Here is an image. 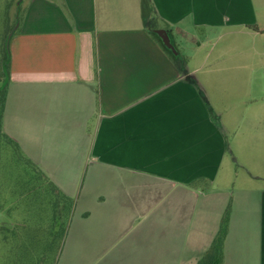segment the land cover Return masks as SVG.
<instances>
[{
	"label": "crops",
	"instance_id": "0c3cea01",
	"mask_svg": "<svg viewBox=\"0 0 264 264\" xmlns=\"http://www.w3.org/2000/svg\"><path fill=\"white\" fill-rule=\"evenodd\" d=\"M260 38L264 0L26 6L4 132L75 201L71 221L95 205L98 264H198L229 208L223 264H264V119L241 117L245 87H228L236 72L189 65L209 46ZM230 95L238 117L226 116ZM231 154L240 184L222 172Z\"/></svg>",
	"mask_w": 264,
	"mask_h": 264
},
{
	"label": "rangeland",
	"instance_id": "374dc122",
	"mask_svg": "<svg viewBox=\"0 0 264 264\" xmlns=\"http://www.w3.org/2000/svg\"><path fill=\"white\" fill-rule=\"evenodd\" d=\"M30 1L0 0V70L9 37L17 32L19 22ZM225 48L227 47L223 43L207 47L200 52L197 60L194 59L189 64L190 68L236 72L235 80L233 81L234 76H231L228 87H245L244 93L239 95V100L246 101L245 104L241 103V117L264 119V38L256 41L245 39L241 45L231 46L229 51H225ZM179 52L183 53L181 50ZM209 52L213 57L204 63V57ZM178 62L183 63V66L186 64L185 58L184 60L179 58ZM4 79L5 76L0 71V86ZM215 80L218 81L217 78ZM230 99V103L226 105V116L238 117L236 107L240 105L233 96ZM7 143L9 142L0 136V207L3 209L0 211V222L3 227L7 226L4 231L9 237L4 241L3 236H0V252L3 255L0 264H15L17 259L23 264L22 251L23 247L30 245L29 236L36 234L37 237H41L44 233L51 232H55L59 237L49 253L50 260L47 264H56L68 231L58 264H98V216L86 213L95 210V205L89 199L86 200L77 209L72 221L70 219L55 231L53 228L55 214L62 209L63 217L69 216L68 210L63 206L65 202H59L58 210L54 214L53 207L56 205L57 195L53 196L52 193L55 191L45 180L38 177L34 169L20 156L16 147ZM228 157L229 164L225 163L222 172L226 174L228 171L231 181L240 184L246 172L241 167V161L233 154ZM34 178L33 184L26 185L28 180ZM30 250H33L37 257L42 252L41 248L33 247Z\"/></svg>",
	"mask_w": 264,
	"mask_h": 264
},
{
	"label": "trees",
	"instance_id": "16d2710c",
	"mask_svg": "<svg viewBox=\"0 0 264 264\" xmlns=\"http://www.w3.org/2000/svg\"><path fill=\"white\" fill-rule=\"evenodd\" d=\"M21 21H22V18L19 22V27H20ZM19 27H18V29H19ZM15 34H16V32H14L11 35V37H9V41L6 44V50L4 52L3 60L1 63V70L0 71L3 72L5 79L0 86V136L5 138L9 142L7 144L14 145L16 147L18 153L20 154V156L26 161V163L29 166H31L34 169V171L37 173L38 177H41L43 180H45L50 185V187L53 188V191H55V193H52V194H53V196L57 195L56 200L58 202V203L56 202L55 203L56 205L53 207L54 208V214L58 210L57 205L59 204V202H63V201L65 202L63 206H65V208L68 210L69 216L63 217L62 212H64V211H62V209L58 212V214H55L53 228L56 231L57 228H60L62 226V224L64 225V224L68 223V221L71 219L73 209L75 207V201L73 199L67 197L66 195H64L56 187V185L52 181H50L48 179V177L34 163H32L30 161V159H28L27 157H25L22 154L21 149L18 146V144L15 143L12 139H10L4 132V113H5V106H6L8 87H9V81H10V72H11L10 43H11V40ZM34 180H35V178L32 180H28L26 185L33 184ZM51 205L53 206V204H51ZM1 210H3V209L0 207V211ZM230 214H231V208H229L227 210L226 214L224 215L220 231H219L212 247L204 255V257L198 262V264H223L224 263V250H225L226 237H227L228 231H229ZM64 219H66L65 222L63 221ZM5 228L7 229V226L3 227V225L0 222V236H3L4 241L7 238H9L8 236L5 235V233H6V231H4ZM65 234H66V231H65ZM42 236L37 237L36 234L29 236L30 245H26L25 247H23V251H22L24 254L21 258V260L23 261V264H26L27 262H31L30 264H47V262L50 260L49 253L52 251L54 245L58 241L59 235L56 236L55 232L54 233L51 232L49 234L44 233V235H42ZM33 247H34V249H36V248L42 249V252L40 253L41 255L39 254L40 255L39 257H37V255H35L33 250H30ZM2 258H3V255H1V252H0V261L2 260ZM17 260L19 261L20 259H17ZM18 261L15 262V264H20Z\"/></svg>",
	"mask_w": 264,
	"mask_h": 264
},
{
	"label": "water",
	"instance_id": "95a60500",
	"mask_svg": "<svg viewBox=\"0 0 264 264\" xmlns=\"http://www.w3.org/2000/svg\"><path fill=\"white\" fill-rule=\"evenodd\" d=\"M158 34L162 37V39L164 40V43L166 44V46L170 49H172L175 52V49L167 35V33L163 32V31H159Z\"/></svg>",
	"mask_w": 264,
	"mask_h": 264
}]
</instances>
